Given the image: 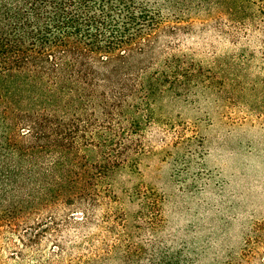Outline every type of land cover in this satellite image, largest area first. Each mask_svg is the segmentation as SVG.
<instances>
[{
    "label": "trees",
    "instance_id": "trees-1",
    "mask_svg": "<svg viewBox=\"0 0 264 264\" xmlns=\"http://www.w3.org/2000/svg\"><path fill=\"white\" fill-rule=\"evenodd\" d=\"M214 16L245 35V109L264 121V0H0V264H191L122 246L98 185L141 153L157 98L213 85L174 40ZM59 224L97 235L67 249Z\"/></svg>",
    "mask_w": 264,
    "mask_h": 264
},
{
    "label": "rangeland",
    "instance_id": "rangeland-1",
    "mask_svg": "<svg viewBox=\"0 0 264 264\" xmlns=\"http://www.w3.org/2000/svg\"><path fill=\"white\" fill-rule=\"evenodd\" d=\"M193 21L174 44L200 72L213 65V85L153 102L143 150L98 185L110 198L103 211L125 214L122 246L156 244L191 264H264V121L245 109V35L223 16ZM60 225L67 249L97 235Z\"/></svg>",
    "mask_w": 264,
    "mask_h": 264
}]
</instances>
